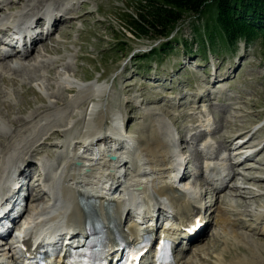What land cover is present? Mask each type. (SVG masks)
<instances>
[{
    "label": "rangeland",
    "instance_id": "rangeland-1",
    "mask_svg": "<svg viewBox=\"0 0 264 264\" xmlns=\"http://www.w3.org/2000/svg\"><path fill=\"white\" fill-rule=\"evenodd\" d=\"M7 1L11 3L5 5ZM135 1L0 0V28H9L24 13L41 17L49 6L58 17L63 14L61 20H65L29 52V61L19 55L0 59V132L4 133L0 136V150L8 151L12 137L21 138L28 133L35 138L26 139L23 146L26 151L21 152L22 157L10 160L12 165L29 157L30 162H38L40 157L49 159L47 153H53L62 144L63 149L57 150L53 157V161H58L71 151L70 145L73 148L78 141L82 142L93 130L92 126L99 125L103 130L117 118L124 137L120 138V153L127 161L122 173L131 179L140 168L138 159L147 142L163 136L171 145L175 139L178 142L175 151L183 158L189 175L185 186L195 189L200 201L207 205L210 217L208 228L194 241L202 249L203 260L186 252L178 255L177 263L216 264L219 259L231 263L256 259L264 264V221L260 220L264 215V182L249 180L264 179V48L259 41L213 48L206 26L213 27L214 5L208 6L209 11L201 17L187 15L168 39H137L124 23L125 13L135 12ZM176 36L177 40L166 50H160L162 43ZM156 48L160 49L154 54ZM11 63L12 70L8 68ZM31 63L38 68H27ZM209 77L211 81L215 77L218 81L228 79L212 87L207 81ZM209 93L211 99L205 104L190 105L194 96ZM90 97L97 109L93 112L89 110L91 103H85ZM32 115L39 117L33 120ZM61 123H67V131L57 127ZM45 124L44 129L41 125ZM51 129L48 137L55 139L43 145L41 138ZM209 129L212 132L207 133ZM55 131L57 135H51ZM167 132L173 138H168ZM235 138L239 143L248 139L237 158L234 157L238 142L233 144L234 150L226 148ZM204 144L212 147L210 154L218 156L217 159H206L201 151ZM37 151L42 153L38 155ZM248 155L249 161L230 172L235 178L223 185L225 190L221 193H216L202 174L209 162L230 170L231 165ZM1 165L0 159V169ZM27 180L28 187L38 186ZM40 199L37 202L41 203ZM34 204L30 198L21 223L32 213ZM219 208L229 211L227 227L216 222ZM136 224L134 213L126 216V228ZM234 231L240 239L236 240ZM12 253L8 252V261H14Z\"/></svg>",
    "mask_w": 264,
    "mask_h": 264
},
{
    "label": "bare ground",
    "instance_id": "bare-ground-1",
    "mask_svg": "<svg viewBox=\"0 0 264 264\" xmlns=\"http://www.w3.org/2000/svg\"><path fill=\"white\" fill-rule=\"evenodd\" d=\"M21 1L23 2L24 0H21ZM7 3H11V2L7 1L4 4L6 5ZM0 4L2 3L0 2ZM49 8H50V12L48 15L51 16L53 29L56 30L58 27V23H62L65 21V20L64 21L61 20L64 17V15L61 14L60 17H58L59 14H56V12L54 13V11L52 10L50 6ZM24 14H21L20 16H18V17H21L19 20L24 19L25 21H31L32 18L35 19L36 17L37 23L44 25V15L43 14L41 17H39L38 14H32V15L31 14L24 15ZM31 26H33V23ZM30 29L32 30L33 28L30 27ZM49 36L50 35L48 34L46 39ZM33 40L34 41L31 47H27V49H24L23 51L14 52L11 54L0 53V59L5 60L6 58L12 55H19L20 57H22V59L24 58L23 60L29 61V59H31V54L29 52H32L31 50L35 46L38 47L39 43L42 42L44 38L43 36L39 37V35H37L36 39L33 38ZM37 47L35 49H37ZM33 59H35V57H33L32 60ZM31 67H34L35 69L38 68V66L36 67V65L33 63L27 65V68L30 69ZM8 68L10 70L14 69L13 64L11 63L10 65H8ZM210 77L212 78L213 75L210 74ZM210 77L207 78V79H210V80H207L210 82V84L209 83L207 84H209L212 87H215L217 82H225L228 79V77H224L218 81L217 79L219 78L215 77V80L211 81ZM211 96L212 95H210V93L196 95L194 96V99L191 100L190 105L205 104V101L208 102L211 99ZM89 102L92 104V105L90 104L89 107H92V108H89V110L93 112L96 109V105L94 101L91 100V97L86 99L85 101L86 105L89 104ZM8 109H10V107H8ZM31 117L33 118V120H36L39 116L32 115ZM87 121H90V123H92L93 120L92 121L87 120ZM67 123H61L60 125L58 124L57 127L61 129V131L63 132L67 131V128H69ZM13 124H17V122ZM41 126L44 129L47 128L46 127L47 124L41 125ZM90 127L91 125L89 126L88 130L91 128L93 130L91 132L87 131L89 134L86 135V137L82 139V142L78 141L75 144L73 151L70 153V157H65L64 159L58 160V163H65V167L63 170V178L53 188V190L51 189V192L54 194V196L50 197L48 200L47 199L45 200V196L49 197V195L44 191V189L43 190L40 189L41 187L40 184L37 187L30 186L28 187V189H26L22 182L26 178H29V180L31 181H34V180H36V182L41 181L42 179L41 174L37 172L28 173V170L37 168L38 165H37L36 160H33L30 162V160L32 159L31 157H29L30 159L25 158L23 160L21 159L22 161L20 159H18L17 162L14 161L15 164L13 165L11 162L13 161L12 159L14 157H17V156H19V158L22 157L23 153L21 152L26 151L25 147L23 148L24 143L26 142V139L31 138L32 135L31 134L27 135L28 133H25L22 136L20 135L21 138H19L18 136H14L12 137L13 140L11 139L13 141V144H11V146L9 147V150L8 151L0 150V159L2 160V165L0 169V200H4L6 196L13 194L12 200L8 202V207L10 208H6L8 210V213H7L8 219L12 217V216H9L11 213H13L16 210L21 209V203L23 202L24 196L28 194L27 200L28 199L30 200L31 198V203H32V200H34L36 203L34 204V207L32 208V210L33 209L34 210L33 211L31 210L33 212V215L31 216L29 215L31 220L33 221L32 226L33 225L37 226L38 222L42 221L43 223L42 227L49 225L51 228L60 229L62 228V226L66 225V226H72L76 231L78 230L81 233H85L87 230L88 214L85 208L81 205V202L82 201L88 202L92 200L97 205V217L105 225V227L108 228L109 241L111 242L112 240H114L115 238L114 230H117V232L126 242H131L133 237L136 236L137 225H133L130 227L127 226V228L124 225L123 218L126 215L128 216L130 213L133 212L132 209H130L129 205L127 204V201L125 200V195H126L125 191H130L131 199L135 201L137 199V196H136V193L134 192L135 189H132V188H134V186H137L138 183H140L141 181H148L149 186H151L154 191V196H161L163 194L170 196L172 203L176 207H178L179 211L186 212V216L190 220L189 226L194 225L193 223L194 218H196L199 215L205 214L206 212L205 206L202 205V203H199L198 201L193 200V195L195 194V191L188 186L186 188H183L177 185L180 173L183 172V175L180 178V182L183 185H185L186 180L189 179V175L188 173H185L186 167L184 168L183 158L178 154L177 156L172 154V151H173L172 146L165 141L163 136L154 137L152 142L146 143L147 147L145 148V151H143V155L141 154V157L139 156L140 162L138 165L140 168L136 176L129 179L128 177L124 176L125 175L124 173H122V167L126 164L127 161L122 155V153H120L122 150L121 149L122 147H120L122 144L121 143L122 140H120V138H124V137L122 133L123 132L122 125L118 123V119L113 118V122L110 124V126L105 127V129L103 130L100 129L99 125H97V127H94V128L93 126L91 128ZM52 129H54L53 126H52ZM52 129L48 131L46 134H44V136L42 135L43 137L41 139L43 142L42 141L40 142H42L43 145L51 144L52 141L55 139L52 136L48 137V135L53 131ZM59 129L57 131H59ZM164 129H165V126H164ZM57 131L53 132L51 135H57ZM2 134L4 133L0 132V136H2ZM7 134H5L6 138L8 137ZM10 137L11 136H9V138ZM32 138H35V137L32 136ZM235 139L236 140L232 141L231 143H228L230 145V146L227 145L226 147L228 150H234L232 149L233 144L235 142L239 143V139L238 138H235ZM244 139L246 140V138ZM95 140H96V145L89 144V141L95 142ZM84 142L86 143L83 146L84 152L86 154L91 153V152L97 153L98 151H100L101 149L96 147L98 145L100 146L104 145L103 146L104 148H109V147L117 148V146H112L114 144V145H118L120 149H118L117 151L115 150L108 151V150L103 149V152H104L103 158L98 162H94L93 160H88L84 158L83 156H80L79 154H77L75 149L78 148L80 145H83L82 143ZM36 143L37 141L34 144L36 145ZM107 144H109L108 147H107ZM58 145L60 148L54 150L53 153H47L45 151L48 157H54L56 155L57 150L63 149L64 145L62 144H58ZM239 149L240 147L238 148V151ZM41 153H42L41 151L40 152L37 151L38 155H40ZM105 153L106 154L109 153L111 156L118 157V160L115 162L113 161L111 163L108 162L105 156ZM240 155L241 153L239 154V156ZM26 156H28V154ZM173 156L176 157L179 160V162L176 163L175 161L174 163ZM217 157L218 156L207 157V160L214 161ZM67 159L68 161H66ZM249 160H250V157H247L246 159L242 160L243 162L242 161L235 162L233 165H231V169L229 170L225 178H224V174H220V171L217 172L218 169L220 168L222 169V165L221 164L213 165V162H209V165L206 167L205 173L207 174V172L211 171L210 175H218L221 177L223 176V179H224V180H221V183L218 184V186L214 188V191H216V193L223 192L225 190L224 189L225 184L228 185L229 182L235 178V176L233 175L230 176V172L232 170H235V167L236 169L242 167L243 164ZM76 161H81L83 164L82 166H85V167L89 166L90 171L89 172L85 171V167H78L75 164ZM173 166H176V169L178 170L173 175L174 177L173 180H170V181L166 180L164 178V175L167 174L172 169ZM149 170L151 171L150 175L149 174L140 175L141 173H147V171ZM107 175H108L107 179L112 181L113 183L112 185L116 186L115 192H113L110 195H107L105 194V192H103L102 190L103 188L101 187V183H100L101 179L106 177ZM227 179L229 181H227ZM249 180L255 183L264 182V179L258 180L256 178H252ZM210 184L212 186H215L211 182ZM221 187L223 190L221 189ZM32 189L35 191L34 194L33 192H31L30 194V191H32ZM186 189H189L191 193L184 192ZM206 193L207 192H205L204 194ZM38 198H41L40 199L41 203L37 202ZM43 200L44 202H42ZM26 210H28L27 205H26L25 211ZM227 212L224 209H221V208L218 209V215H217L218 218L216 219V222L221 224V226L223 227H227L228 225H230V221L227 217ZM24 213H22L21 217L17 221L18 223L21 222V220L23 219ZM262 217L263 218L260 220L264 221V215H262ZM231 224L234 225V223L232 222ZM205 228H207V225L205 226ZM200 237L201 236L199 234L198 236H195L192 240L181 241L178 246L177 255H179L180 253L184 254L186 252H190V253H194L195 256H199L200 260H203L204 256L202 253V249L198 247L199 245H195L193 242L196 239H200ZM235 238L236 240L240 239L239 235H237L236 232H235ZM7 239L5 238L4 239L5 241L3 242H5V245H11V242L8 241ZM240 241L241 243H243L244 240H240ZM246 244H248V242ZM4 250L5 249L3 248V250L0 251V260H1L0 264H18L16 261L14 263L12 261H8L7 260L8 253L5 252ZM216 264H260V263H258L256 259L237 260L232 263L226 262L224 259H219L217 260Z\"/></svg>",
    "mask_w": 264,
    "mask_h": 264
},
{
    "label": "trees",
    "instance_id": "trees-1",
    "mask_svg": "<svg viewBox=\"0 0 264 264\" xmlns=\"http://www.w3.org/2000/svg\"><path fill=\"white\" fill-rule=\"evenodd\" d=\"M134 13H125L126 29L137 39H168L187 15L203 16L211 9L213 27L206 26L213 48H231L240 41H259L264 48V0H136ZM219 37V41L216 38ZM177 40L162 43L160 50ZM218 48V49H219ZM154 50V54L159 52ZM207 49V47H206ZM207 52V50H206Z\"/></svg>",
    "mask_w": 264,
    "mask_h": 264
},
{
    "label": "water",
    "instance_id": "water-1",
    "mask_svg": "<svg viewBox=\"0 0 264 264\" xmlns=\"http://www.w3.org/2000/svg\"><path fill=\"white\" fill-rule=\"evenodd\" d=\"M111 159L115 161L117 158L115 156H112Z\"/></svg>",
    "mask_w": 264,
    "mask_h": 264
}]
</instances>
